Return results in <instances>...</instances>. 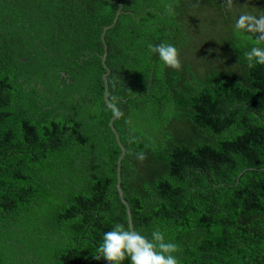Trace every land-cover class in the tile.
I'll use <instances>...</instances> for the list:
<instances>
[{
  "label": "trees",
  "instance_id": "1",
  "mask_svg": "<svg viewBox=\"0 0 264 264\" xmlns=\"http://www.w3.org/2000/svg\"><path fill=\"white\" fill-rule=\"evenodd\" d=\"M243 14L264 0H0V264H107L103 234L130 226L105 43L134 230L164 232L180 264H264V64L247 55L264 30ZM162 41L180 69L148 55Z\"/></svg>",
  "mask_w": 264,
  "mask_h": 264
},
{
  "label": "clouds",
  "instance_id": "2",
  "mask_svg": "<svg viewBox=\"0 0 264 264\" xmlns=\"http://www.w3.org/2000/svg\"><path fill=\"white\" fill-rule=\"evenodd\" d=\"M168 11L174 14V9L169 6ZM256 18L248 14L241 15L236 21V28L245 26L246 21ZM249 29L264 30V19H256L255 25L249 23ZM148 55L156 56L164 66L180 69L182 61L180 50L175 44L170 42L149 43ZM250 62L264 64V48L253 47L248 53ZM138 158L143 160V152L138 154ZM179 245L172 240L166 239L164 232L159 229L154 230L151 236L117 223L111 230L103 234L96 253L93 258L104 260L107 264H180L178 256Z\"/></svg>",
  "mask_w": 264,
  "mask_h": 264
},
{
  "label": "water",
  "instance_id": "3",
  "mask_svg": "<svg viewBox=\"0 0 264 264\" xmlns=\"http://www.w3.org/2000/svg\"><path fill=\"white\" fill-rule=\"evenodd\" d=\"M120 14H121V10H119V11L117 12V15H116V17H115L113 23H112L110 26H108V27H106V28L104 29V31H103V36H102V37H103V40H104V37H105L106 31H107L110 27H113V26L116 24V22H117V20H118V18H119V16H120ZM104 42H105V40H104ZM107 53H108V46H107V44L105 43V53H104V55H103V63H104L105 68L107 69V72L104 74V80H105V85H106L105 99H106V103H107V105H108L110 108H112V109L114 110V112H115V113H114V116L112 117V119H111V121H110V126H111L113 132L115 133V135H116V137H117V141H118L119 146H120V148H121V155H120V157H119V160H118V166H117V176H118V177H117V178H118V185H117V188H118V191H119V194H120V197H121L122 202H123V203L126 205V207H127L130 227H131L132 229H134V226H133V219H132V210H131V206H130L129 202L125 199L124 191H123V188H122V163H123V159H124L125 156H126V148H125V146L123 145V143H122V141H121V138H120V135H119V133H118V131H117L115 125H114V123H115V121H116V119H117V117H118L119 111H118L117 106H116L115 104H112V103L110 102V100H109V97H108V96H109V93H108V75L110 74L111 71H110V68H109V67L107 66V64H106Z\"/></svg>",
  "mask_w": 264,
  "mask_h": 264
}]
</instances>
